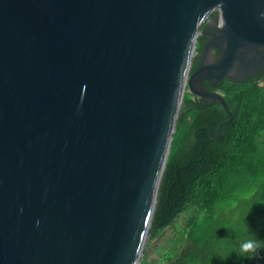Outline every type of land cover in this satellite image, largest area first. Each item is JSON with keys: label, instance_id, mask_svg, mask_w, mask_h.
Segmentation results:
<instances>
[{"label": "water", "instance_id": "1", "mask_svg": "<svg viewBox=\"0 0 264 264\" xmlns=\"http://www.w3.org/2000/svg\"><path fill=\"white\" fill-rule=\"evenodd\" d=\"M262 68L264 0H0V264H140L185 95Z\"/></svg>", "mask_w": 264, "mask_h": 264}, {"label": "trees", "instance_id": "2", "mask_svg": "<svg viewBox=\"0 0 264 264\" xmlns=\"http://www.w3.org/2000/svg\"><path fill=\"white\" fill-rule=\"evenodd\" d=\"M205 39L199 37L197 50ZM195 65L196 60L192 70ZM203 84L223 95L232 119L222 124L220 133L218 125L229 119L226 109L218 101L185 95L158 189L150 236L157 237L183 218L185 244L173 251L167 264H264V250L254 259L239 253L240 243L249 236L264 241V68L242 82L225 77L214 85ZM247 188L254 191V212L257 209L261 218L253 216L249 221L252 232L226 250L228 241L238 238L245 226L236 227L226 220L228 202L241 198ZM140 264L164 263L143 258Z\"/></svg>", "mask_w": 264, "mask_h": 264}, {"label": "rangeland", "instance_id": "3", "mask_svg": "<svg viewBox=\"0 0 264 264\" xmlns=\"http://www.w3.org/2000/svg\"><path fill=\"white\" fill-rule=\"evenodd\" d=\"M247 191L248 192H246L241 198H235L228 202V210H230L226 220L231 221V224L235 225L236 227H240L245 224L249 228V221L253 216L254 218H257L258 216L259 219L261 218V214L257 209L254 212V205L252 201V194L254 192L253 189L247 188ZM224 211L227 212L226 209H224ZM254 221L255 219L253 220L252 224H254ZM183 224L184 220L183 218H180L178 221L174 222V226H169L164 230L163 233L155 238H151L148 231L141 246L140 261L143 258H146L149 261L160 260L164 264L169 263L171 259L168 258L173 256V251L179 250L181 246L185 244V237L183 236L184 233L182 230ZM232 228H234V226H232ZM250 232H252L250 228L248 231H245V227L242 228L238 232V238L228 241L229 243L227 244L226 250H232L235 248L237 242H240V239H242L245 234L249 235Z\"/></svg>", "mask_w": 264, "mask_h": 264}, {"label": "clouds", "instance_id": "4", "mask_svg": "<svg viewBox=\"0 0 264 264\" xmlns=\"http://www.w3.org/2000/svg\"><path fill=\"white\" fill-rule=\"evenodd\" d=\"M244 227L245 231L249 230L247 225ZM261 250H264V241L256 238L255 235L249 236L247 239L242 241L239 246V253L241 257L245 259L256 258Z\"/></svg>", "mask_w": 264, "mask_h": 264}, {"label": "flooded vegetation", "instance_id": "5", "mask_svg": "<svg viewBox=\"0 0 264 264\" xmlns=\"http://www.w3.org/2000/svg\"><path fill=\"white\" fill-rule=\"evenodd\" d=\"M206 26V25H205ZM208 82H210V81H208ZM211 83V82H210ZM212 84V83H211ZM209 89V88H208ZM209 90H213V89H209Z\"/></svg>", "mask_w": 264, "mask_h": 264}]
</instances>
